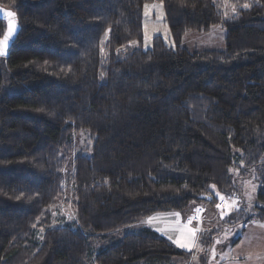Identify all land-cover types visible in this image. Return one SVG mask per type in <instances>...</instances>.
<instances>
[{"label": "trees", "instance_id": "trees-1", "mask_svg": "<svg viewBox=\"0 0 264 264\" xmlns=\"http://www.w3.org/2000/svg\"><path fill=\"white\" fill-rule=\"evenodd\" d=\"M151 1L175 45L141 47ZM0 5L21 26L0 56V264H178L155 230L115 232L252 172L264 217V0ZM215 24L223 49L180 44Z\"/></svg>", "mask_w": 264, "mask_h": 264}, {"label": "rangeland", "instance_id": "rangeland-1", "mask_svg": "<svg viewBox=\"0 0 264 264\" xmlns=\"http://www.w3.org/2000/svg\"><path fill=\"white\" fill-rule=\"evenodd\" d=\"M223 9H229L227 2ZM156 36L167 45H175L163 4L160 1L146 2L142 6L141 47L150 48ZM180 44L189 50L223 49L225 29L222 24H215L206 31H188L182 34ZM236 183L232 193L222 194L212 188L221 208L217 207L218 203L193 200L182 209L154 212L118 229L115 236L120 238L127 232L149 227L172 243L180 239L181 243L191 247L182 248L173 243L190 254L189 257H180L178 264H264V217L260 218L255 208L258 205V174L252 172L237 179ZM201 206L205 207V213L201 221L194 220ZM248 216L249 219H245ZM187 219H191L190 223Z\"/></svg>", "mask_w": 264, "mask_h": 264}, {"label": "water", "instance_id": "water-1", "mask_svg": "<svg viewBox=\"0 0 264 264\" xmlns=\"http://www.w3.org/2000/svg\"><path fill=\"white\" fill-rule=\"evenodd\" d=\"M8 11L14 13V16L13 17L6 16L4 13L8 12ZM0 20H3L5 22V30H4V32L2 34V36L0 37V39L3 38L4 34L8 30L9 21H12L15 24V28H14L13 34L9 38L8 43H7V48L5 50V55L4 56H6L8 54V52H9V49L11 48L12 44L15 42V40H16V38L18 36L21 26H20V23H19L18 16H17L16 12L14 10H12L11 8H7V7H4L2 5H0ZM199 199H208V200H210L211 197L208 196V195H200Z\"/></svg>", "mask_w": 264, "mask_h": 264}, {"label": "snow or ice", "instance_id": "snow-or-ice-1", "mask_svg": "<svg viewBox=\"0 0 264 264\" xmlns=\"http://www.w3.org/2000/svg\"><path fill=\"white\" fill-rule=\"evenodd\" d=\"M243 7L247 8L249 7L248 4H244ZM6 16L8 17H13L14 16V13L8 11V12H5L4 13ZM14 28H15V24L12 22V21H9V24H8V30L7 32L4 34L3 38L0 39V56H4L5 55V50L7 48V43H8V40L9 38L12 36L13 34V31H14ZM103 75V74H102ZM217 195H219V193H217ZM220 199L221 200H224V197L223 196H220ZM218 208H221L222 205L218 204L217 205ZM149 223H151V218H149ZM189 231H193L192 229H189ZM173 243H176L178 244L180 247L184 248V247H191V245L189 244H184V243H181L180 239H177L175 241H173Z\"/></svg>", "mask_w": 264, "mask_h": 264}, {"label": "built area", "instance_id": "built-area-1", "mask_svg": "<svg viewBox=\"0 0 264 264\" xmlns=\"http://www.w3.org/2000/svg\"><path fill=\"white\" fill-rule=\"evenodd\" d=\"M203 211V209H199L198 211H197V213L194 215V218H198L199 217V215H200V213ZM196 215L198 216V217H196ZM189 222V221H188Z\"/></svg>", "mask_w": 264, "mask_h": 264}, {"label": "bare ground", "instance_id": "bare-ground-1", "mask_svg": "<svg viewBox=\"0 0 264 264\" xmlns=\"http://www.w3.org/2000/svg\"><path fill=\"white\" fill-rule=\"evenodd\" d=\"M204 210H205V208H204ZM200 216V215H199Z\"/></svg>", "mask_w": 264, "mask_h": 264}]
</instances>
